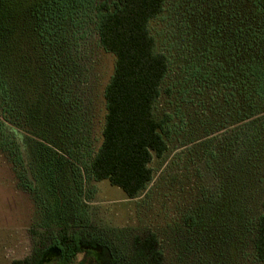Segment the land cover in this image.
Listing matches in <instances>:
<instances>
[{
    "label": "rangeland",
    "instance_id": "1",
    "mask_svg": "<svg viewBox=\"0 0 264 264\" xmlns=\"http://www.w3.org/2000/svg\"><path fill=\"white\" fill-rule=\"evenodd\" d=\"M94 17L88 0H68L52 17L46 111L26 78L15 97L0 90V264L56 239L59 209L69 234L99 241L122 261L133 235L153 231L163 264H264L253 248L264 211V119L238 157L233 131L234 68L255 53L246 44L256 22L264 24L255 0H167L149 23L169 63L154 107L168 148L150 162L153 178L135 198L86 169L102 141L115 62ZM38 127L48 140L34 133ZM68 264H93V257Z\"/></svg>",
    "mask_w": 264,
    "mask_h": 264
},
{
    "label": "trees",
    "instance_id": "2",
    "mask_svg": "<svg viewBox=\"0 0 264 264\" xmlns=\"http://www.w3.org/2000/svg\"><path fill=\"white\" fill-rule=\"evenodd\" d=\"M66 1L0 0V90L10 98L15 97L16 83L26 78L27 92L34 100L43 95L46 111L47 86L52 79L51 66H45L43 58L50 44V21ZM88 1L95 12L99 43L115 62L104 90L102 141L86 169L95 180H108L128 198H135L153 178L150 162L168 148L166 122L156 118L154 107L169 63L167 55L156 49L149 31V23L163 12L167 0ZM255 5L264 15V0H255ZM254 27L246 48L255 53L249 50L246 60L234 68V89L239 95L235 103L240 104L233 123L236 156L246 152L247 143L253 142L252 133L259 134L257 125L264 119V24L257 21ZM36 129L39 132L34 133L47 139ZM58 212L62 223L57 238L11 264H68L79 254L91 255L93 264H163L164 253L153 231L133 235L128 256L122 261L99 241L69 234L61 209ZM253 248L256 258L264 262V211L257 218Z\"/></svg>",
    "mask_w": 264,
    "mask_h": 264
}]
</instances>
